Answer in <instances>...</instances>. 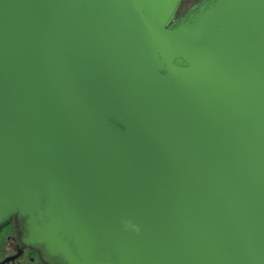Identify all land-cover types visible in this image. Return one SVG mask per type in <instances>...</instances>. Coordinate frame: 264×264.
Here are the masks:
<instances>
[{"label": "water", "instance_id": "95a60500", "mask_svg": "<svg viewBox=\"0 0 264 264\" xmlns=\"http://www.w3.org/2000/svg\"><path fill=\"white\" fill-rule=\"evenodd\" d=\"M182 2L0 0V227L44 264H264V0Z\"/></svg>", "mask_w": 264, "mask_h": 264}, {"label": "flooded vegetation", "instance_id": "af4514ba", "mask_svg": "<svg viewBox=\"0 0 264 264\" xmlns=\"http://www.w3.org/2000/svg\"><path fill=\"white\" fill-rule=\"evenodd\" d=\"M9 225H13V230L10 232V234L6 238V248L3 255V260L0 262V264H23L22 259L25 258V252L26 249L22 251L21 244H20V237H19V230L16 222L14 220L7 223ZM29 251H33L29 249ZM35 252V251H33ZM22 253V254H21ZM21 254L20 257H18L15 261L13 258L17 255ZM36 254V252H35Z\"/></svg>", "mask_w": 264, "mask_h": 264}, {"label": "rangeland", "instance_id": "374dc122", "mask_svg": "<svg viewBox=\"0 0 264 264\" xmlns=\"http://www.w3.org/2000/svg\"><path fill=\"white\" fill-rule=\"evenodd\" d=\"M199 0H183L182 5L179 10V14H183L186 12L191 6H193L196 2ZM13 230V225H4L0 229V262L3 260V255L6 248V238L10 234V232ZM21 244V242H20ZM21 248H23L21 246ZM23 264H44L42 260L40 259L39 255L35 252L29 251V249H26L25 252V258L22 259Z\"/></svg>", "mask_w": 264, "mask_h": 264}, {"label": "trees", "instance_id": "16d2710c", "mask_svg": "<svg viewBox=\"0 0 264 264\" xmlns=\"http://www.w3.org/2000/svg\"><path fill=\"white\" fill-rule=\"evenodd\" d=\"M4 225H7V224H4ZM4 225H3V226H4ZM3 226H1L0 229H1Z\"/></svg>", "mask_w": 264, "mask_h": 264}]
</instances>
